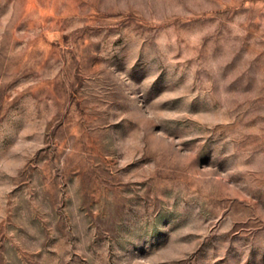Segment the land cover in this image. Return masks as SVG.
I'll use <instances>...</instances> for the list:
<instances>
[{
  "label": "rangeland",
  "instance_id": "1",
  "mask_svg": "<svg viewBox=\"0 0 264 264\" xmlns=\"http://www.w3.org/2000/svg\"><path fill=\"white\" fill-rule=\"evenodd\" d=\"M0 264H264V0H0Z\"/></svg>",
  "mask_w": 264,
  "mask_h": 264
}]
</instances>
